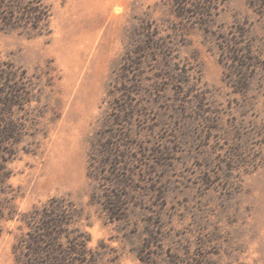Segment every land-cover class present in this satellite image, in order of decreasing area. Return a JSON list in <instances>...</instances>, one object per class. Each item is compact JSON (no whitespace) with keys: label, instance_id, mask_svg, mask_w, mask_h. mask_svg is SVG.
<instances>
[{"label":"rangeland","instance_id":"374dc122","mask_svg":"<svg viewBox=\"0 0 264 264\" xmlns=\"http://www.w3.org/2000/svg\"><path fill=\"white\" fill-rule=\"evenodd\" d=\"M49 31H0L36 126L7 163L0 264L24 215L84 208L97 264H264V0H44Z\"/></svg>","mask_w":264,"mask_h":264},{"label":"trees","instance_id":"16d2710c","mask_svg":"<svg viewBox=\"0 0 264 264\" xmlns=\"http://www.w3.org/2000/svg\"><path fill=\"white\" fill-rule=\"evenodd\" d=\"M176 15L208 26L218 0H173ZM51 11L44 0H0V31H20L37 37L49 31ZM32 80L26 70L0 60V192H5L11 173L7 163L16 146L36 126L27 107L33 101ZM16 211L9 201H0V236L6 211ZM84 208L54 197L24 215L27 232L14 246L12 264H97L89 248L90 238L81 228Z\"/></svg>","mask_w":264,"mask_h":264}]
</instances>
